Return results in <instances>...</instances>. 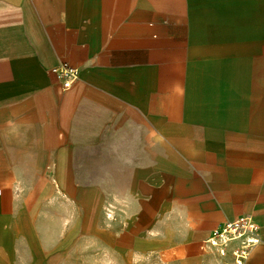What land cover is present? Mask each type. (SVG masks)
Listing matches in <instances>:
<instances>
[{"label":"crops","instance_id":"0c3cea01","mask_svg":"<svg viewBox=\"0 0 264 264\" xmlns=\"http://www.w3.org/2000/svg\"><path fill=\"white\" fill-rule=\"evenodd\" d=\"M87 195L96 250L206 264L250 217L264 264V0H0V264H68Z\"/></svg>","mask_w":264,"mask_h":264},{"label":"rangeland","instance_id":"374dc122","mask_svg":"<svg viewBox=\"0 0 264 264\" xmlns=\"http://www.w3.org/2000/svg\"><path fill=\"white\" fill-rule=\"evenodd\" d=\"M98 174L99 178H104L106 176V170H99ZM101 206H103V203L99 201L97 209L93 205L91 207L88 195L86 201L79 200L75 202L72 211L78 217L81 225H77L76 228L73 227L68 232L62 230V238L59 242V254H57L60 262L69 261L68 264H176V259H184L191 255L188 251L180 250L135 249L130 250L129 254L123 257L116 250L112 252L101 248V243L105 244L107 240L104 233L99 234L98 249L92 248L89 233L90 221L92 220L93 222L96 216L99 226L104 223ZM65 210L68 211L69 208L66 207ZM50 237L57 239L60 238V234H51ZM199 252L196 250L198 256H205L207 258L206 264H221L222 259L216 254H200L201 252ZM1 260L2 257H0Z\"/></svg>","mask_w":264,"mask_h":264},{"label":"built area","instance_id":"2783aa9c","mask_svg":"<svg viewBox=\"0 0 264 264\" xmlns=\"http://www.w3.org/2000/svg\"><path fill=\"white\" fill-rule=\"evenodd\" d=\"M68 89L78 78V70L62 64L51 71ZM260 242L258 226L250 217H237L215 227L199 245L201 253H214L221 264H245L253 248Z\"/></svg>","mask_w":264,"mask_h":264}]
</instances>
